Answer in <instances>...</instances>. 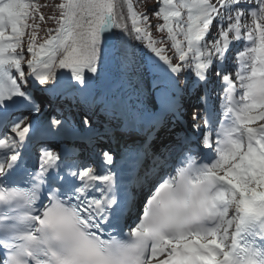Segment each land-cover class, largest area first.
Segmentation results:
<instances>
[{"label": "snow or ice", "instance_id": "snow-or-ice-1", "mask_svg": "<svg viewBox=\"0 0 264 264\" xmlns=\"http://www.w3.org/2000/svg\"><path fill=\"white\" fill-rule=\"evenodd\" d=\"M0 264H264V0H0Z\"/></svg>", "mask_w": 264, "mask_h": 264}, {"label": "rangeland", "instance_id": "rangeland-1", "mask_svg": "<svg viewBox=\"0 0 264 264\" xmlns=\"http://www.w3.org/2000/svg\"><path fill=\"white\" fill-rule=\"evenodd\" d=\"M48 1H51V2H52V0H48ZM177 93H178V96H179V95H181L182 92H177ZM62 102H63V100H62ZM63 103H64V102H63ZM48 111H49V107L46 108L45 105H44V114H46ZM44 118H45V117H44Z\"/></svg>", "mask_w": 264, "mask_h": 264}, {"label": "trees", "instance_id": "trees-1", "mask_svg": "<svg viewBox=\"0 0 264 264\" xmlns=\"http://www.w3.org/2000/svg\"><path fill=\"white\" fill-rule=\"evenodd\" d=\"M42 2H51V1H48V0H42ZM46 11H47V10H46ZM153 22H155V21H153ZM49 26H51V25H49ZM41 35H43V33H42ZM157 35H158V34H157ZM183 100L186 101L187 98H184Z\"/></svg>", "mask_w": 264, "mask_h": 264}, {"label": "bare ground", "instance_id": "bare-ground-1", "mask_svg": "<svg viewBox=\"0 0 264 264\" xmlns=\"http://www.w3.org/2000/svg\"><path fill=\"white\" fill-rule=\"evenodd\" d=\"M45 116V115H44ZM44 116H42L41 118L43 119L44 118Z\"/></svg>", "mask_w": 264, "mask_h": 264}]
</instances>
